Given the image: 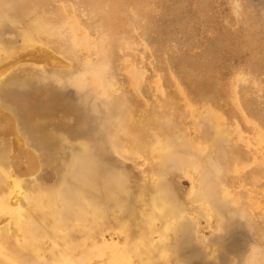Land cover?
<instances>
[{"label": "rangeland", "instance_id": "obj_1", "mask_svg": "<svg viewBox=\"0 0 264 264\" xmlns=\"http://www.w3.org/2000/svg\"><path fill=\"white\" fill-rule=\"evenodd\" d=\"M0 3L2 10L44 9L53 28L68 26V43L52 36L57 43L48 45L58 73H20L6 84L21 120L58 105L49 128L65 130L67 141L55 161L40 144L42 182L64 178L69 187L93 176L103 189L122 171V190L140 194L135 206L154 194L166 199L162 189L176 203L177 227L164 242L169 264H264V0ZM14 29L0 19V39L18 48ZM26 52L18 48L0 67ZM59 70L68 71L66 78ZM143 130L168 147L157 183L143 178L149 166L142 146L132 147L139 151L131 159L123 155L127 138ZM4 137L15 146L13 134ZM191 140L211 146L200 161L219 163L216 179L201 174L195 156L185 158ZM194 179L206 206L189 202ZM143 227L157 238L150 224Z\"/></svg>", "mask_w": 264, "mask_h": 264}, {"label": "bare ground", "instance_id": "obj_2", "mask_svg": "<svg viewBox=\"0 0 264 264\" xmlns=\"http://www.w3.org/2000/svg\"><path fill=\"white\" fill-rule=\"evenodd\" d=\"M1 6L0 19L15 26L12 35L20 39L18 48L27 52L0 67V264H169L171 250L164 242L177 227L178 209L166 189L160 191L166 199L154 194L137 207L140 194L128 196L122 190V171L106 179L103 189L93 176L72 181L69 187L64 178L51 185L40 179L46 165L40 144L56 155L55 161L67 141L65 130L49 128L58 105L41 107L35 119L21 120L16 104L6 96V84L20 73H31L36 79L58 73L56 53L48 45L57 43L52 36L68 43V26L64 22L53 28L43 16L44 9L2 10ZM10 45L0 39V63L17 53L18 48ZM59 73L62 79L68 75L64 70ZM10 134L15 146L5 144L4 136ZM136 135L127 138L123 155L131 159L139 151L132 147L142 146L144 164L149 166L143 178L157 183L168 147L144 130ZM191 141L185 158L195 156L198 162L209 155L211 146ZM192 183L189 202L206 206L198 180ZM69 189L74 192L68 193ZM159 220L160 228L155 223ZM148 224L157 238L143 231Z\"/></svg>", "mask_w": 264, "mask_h": 264}, {"label": "clouds", "instance_id": "obj_3", "mask_svg": "<svg viewBox=\"0 0 264 264\" xmlns=\"http://www.w3.org/2000/svg\"><path fill=\"white\" fill-rule=\"evenodd\" d=\"M100 160H97V165L100 164ZM199 167L201 170V174L203 176H206L208 180H214L218 177L219 172H220V166L219 163L211 158L200 161L199 162ZM67 179L71 180L73 179V175H72V170L69 169L68 170V174H67Z\"/></svg>", "mask_w": 264, "mask_h": 264}]
</instances>
